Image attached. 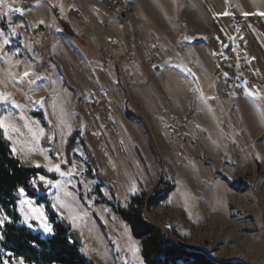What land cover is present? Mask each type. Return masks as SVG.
Wrapping results in <instances>:
<instances>
[{
  "label": "rangeland",
  "instance_id": "rangeland-1",
  "mask_svg": "<svg viewBox=\"0 0 264 264\" xmlns=\"http://www.w3.org/2000/svg\"><path fill=\"white\" fill-rule=\"evenodd\" d=\"M0 120L13 155L56 176L30 190L88 261L144 264L115 210L167 192L147 219L171 242L264 264V0H0ZM17 196L20 225L50 237L46 204ZM3 264L26 263L4 253Z\"/></svg>",
  "mask_w": 264,
  "mask_h": 264
},
{
  "label": "trees",
  "instance_id": "trees-1",
  "mask_svg": "<svg viewBox=\"0 0 264 264\" xmlns=\"http://www.w3.org/2000/svg\"><path fill=\"white\" fill-rule=\"evenodd\" d=\"M58 15V10L54 8ZM17 19V18H14ZM26 26L28 23L25 19ZM61 21L64 22V20ZM41 114L39 118L42 125ZM129 117L130 115L127 114ZM77 132H73L66 143V154L75 146ZM81 144L90 161L89 168L94 167V159L87 144L81 139ZM95 168V167H94ZM42 175L49 179H55L54 174L47 173L43 168L27 167L10 149V143L0 129V210L3 211L8 221L4 224L0 241V264H3L4 253L12 258L22 259L26 264H94L88 261L80 252V249L72 242L69 234L61 232L57 222L59 216L50 209V201L46 195L37 196L30 190V182L33 178ZM100 180L103 178L94 174ZM227 182L228 186L236 191L244 192L245 187L233 182ZM24 190L29 198H37L38 204H46V213L49 222L53 225V234L44 238L39 233L32 232L29 228L20 225V217L16 212L18 191ZM44 193L45 188H42ZM167 192L150 197L147 201L145 195L134 197L126 209L117 208L115 211L123 222L129 227L131 236L139 241L141 257L144 264H217L206 255L187 250L171 242L166 234L157 226L149 223L143 216L146 208L150 211L163 202Z\"/></svg>",
  "mask_w": 264,
  "mask_h": 264
},
{
  "label": "water",
  "instance_id": "water-1",
  "mask_svg": "<svg viewBox=\"0 0 264 264\" xmlns=\"http://www.w3.org/2000/svg\"><path fill=\"white\" fill-rule=\"evenodd\" d=\"M118 14L119 17L123 20L125 18V14L123 9L118 8ZM129 45H130V39H129V34L127 32L124 33V46L126 49H129ZM48 53L47 51H43V55L46 56ZM227 89V85L223 84V83H219L216 85L215 87V92L217 96H222L223 92H225ZM148 211L145 208L143 211V216L146 218V220L150 223L151 221L147 219V215H148ZM152 224V223H151ZM60 230L61 232L65 233V234H69L72 242L78 247V248H82L83 244L81 242V238L79 236V234L72 232L71 231V226L70 224L64 219V218H60Z\"/></svg>",
  "mask_w": 264,
  "mask_h": 264
},
{
  "label": "snow or ice",
  "instance_id": "snow-or-ice-1",
  "mask_svg": "<svg viewBox=\"0 0 264 264\" xmlns=\"http://www.w3.org/2000/svg\"><path fill=\"white\" fill-rule=\"evenodd\" d=\"M15 10H16V11H20V9H15ZM6 42H7V41H6ZM25 75H27V73H25ZM0 128H4V130H5V134H6V135L8 134V126L5 125V123H4L3 120H0ZM13 151H15V149H13ZM34 163H35V162H34ZM35 166H36V167H40L39 164H36ZM53 170L59 172V171H60L59 165H56L54 168H53V167H49V168H48V171H53ZM39 179H40L41 181H45V177H43V176L39 177ZM45 183H49V184H50L51 181H45ZM33 184H35V181H33ZM19 191H20L21 194H23V192H24V190H23L22 188H21ZM23 203L28 204L29 207L31 208V202H30V201L25 200V201H23ZM32 212H33L34 214H36L37 218H42V217H43V213H42V212H39V211H38L37 209H35V208H32ZM6 219H7L6 217H5L4 219H0V225H3V223L5 222ZM41 226L43 227V229H44L45 232H49V233H51L52 229H51V227H50L48 224L43 223ZM0 239H3V237L0 236Z\"/></svg>",
  "mask_w": 264,
  "mask_h": 264
},
{
  "label": "built area",
  "instance_id": "built-area-1",
  "mask_svg": "<svg viewBox=\"0 0 264 264\" xmlns=\"http://www.w3.org/2000/svg\"><path fill=\"white\" fill-rule=\"evenodd\" d=\"M120 2V0H113V4L118 6V3ZM34 50L37 51V52H40V46L37 47L36 44H34Z\"/></svg>",
  "mask_w": 264,
  "mask_h": 264
}]
</instances>
